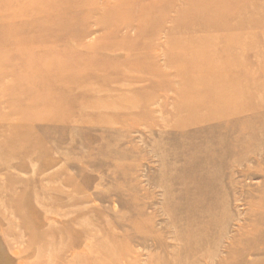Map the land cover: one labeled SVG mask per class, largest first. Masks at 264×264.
Returning a JSON list of instances; mask_svg holds the SVG:
<instances>
[{
	"label": "rangeland",
	"instance_id": "1",
	"mask_svg": "<svg viewBox=\"0 0 264 264\" xmlns=\"http://www.w3.org/2000/svg\"><path fill=\"white\" fill-rule=\"evenodd\" d=\"M229 7L217 57L264 75V0L213 3ZM181 11L0 0V264H264V251L242 247L264 229V178L227 167L199 188L189 177L198 126L173 123L195 89L178 68L193 33H176ZM252 97L264 105L263 92Z\"/></svg>",
	"mask_w": 264,
	"mask_h": 264
},
{
	"label": "bare ground",
	"instance_id": "2",
	"mask_svg": "<svg viewBox=\"0 0 264 264\" xmlns=\"http://www.w3.org/2000/svg\"><path fill=\"white\" fill-rule=\"evenodd\" d=\"M166 2L173 6L177 5L182 10L180 21L183 22L182 28L176 33L184 36L187 34L186 29L194 33L190 32V36H186L188 43L179 51L184 59L178 68L195 74L193 80L195 89L185 93L184 98L179 100L181 113L173 122L180 128L198 126L192 137L198 136L200 141H193L189 145L196 147L188 166L190 179L195 181L199 188H204L213 182V175L216 172L227 167L244 177L260 175L264 178V105L246 100L253 98L254 94L263 92L264 95V75L259 73V76L250 75L251 72L245 70L247 66L238 64L232 56L226 59V53L217 57L222 50L217 47L222 36L218 32L229 29V24L235 22L234 19L229 21V16L236 12L234 10L230 12V7L224 10L225 13L221 9H214L213 3L220 0L204 4L198 0ZM168 7L170 8V5L167 4V9ZM207 9L214 13L208 20L200 21L202 24L197 22L199 17L206 14ZM187 13L197 17H188ZM176 25L179 27L177 23ZM212 36L215 37L216 44L212 47L205 46L204 44L209 41L207 38ZM212 56L217 57L215 61L210 62L213 67L202 68L197 64L210 60ZM226 62L233 64L229 66V70L240 71L225 75L223 66ZM212 71L219 75L210 77L211 79L206 78ZM252 138L257 139L255 145L250 143ZM250 162L255 164L250 165ZM260 190L264 195V185ZM242 244L243 251L251 248L255 251H264V229H259L255 234H248ZM56 257L57 255L51 254L48 261L55 262Z\"/></svg>",
	"mask_w": 264,
	"mask_h": 264
}]
</instances>
